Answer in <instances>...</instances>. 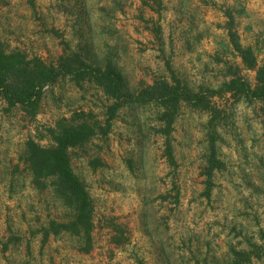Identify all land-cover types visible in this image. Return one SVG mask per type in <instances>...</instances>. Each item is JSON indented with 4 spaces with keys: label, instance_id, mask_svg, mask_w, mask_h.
<instances>
[{
    "label": "rangeland",
    "instance_id": "374dc122",
    "mask_svg": "<svg viewBox=\"0 0 264 264\" xmlns=\"http://www.w3.org/2000/svg\"><path fill=\"white\" fill-rule=\"evenodd\" d=\"M234 38L253 50L255 68ZM0 46L48 66L70 48L120 73L128 95L174 78L192 92L235 76L254 87L264 0H0ZM114 102L71 75L33 110L0 96V264H264V104L222 92L208 97L213 112L181 102L169 126L157 101L129 100L108 125ZM83 120L96 133L70 155L94 202L89 251L69 232L44 238L74 211L28 161L30 140L50 147ZM212 139L222 168L211 169Z\"/></svg>",
    "mask_w": 264,
    "mask_h": 264
},
{
    "label": "trees",
    "instance_id": "16d2710c",
    "mask_svg": "<svg viewBox=\"0 0 264 264\" xmlns=\"http://www.w3.org/2000/svg\"><path fill=\"white\" fill-rule=\"evenodd\" d=\"M235 48L241 53L249 67L257 65L256 56L251 48H243L237 39L233 40ZM172 71V75H173ZM62 75H71L75 79L89 78L103 87L104 91L115 99L109 108V121L124 101L155 102L160 103L165 112L163 119H168L169 126L181 102L193 106L209 109L214 108L208 103V97L218 93H231L250 99H257L264 104V67L258 69V83L252 86L242 76H235L219 90L190 91L182 86L178 78L174 84L166 80H157L144 88L137 95H128L124 91L123 76L114 69H101L88 64L82 55L67 48L60 57L56 66H48L39 58L29 59L21 52L7 53L0 46V96L10 106L22 105L31 110L36 109L46 87L53 86ZM169 133L167 130H163ZM96 133V128L88 120L77 125L62 127L55 134V144L44 147L37 142H28V161L37 183H44L45 178L54 177L58 194L68 207L74 211V218L70 222L51 221L48 227L43 228L45 239L50 234L69 232L80 236L89 251L92 246V233L94 229V202L84 181L75 172L70 155L71 148L78 147L87 142ZM167 154L173 160L172 147L167 140ZM211 169L222 168L224 164L218 159L215 141L211 142L210 155ZM241 264V260L234 262Z\"/></svg>",
    "mask_w": 264,
    "mask_h": 264
}]
</instances>
